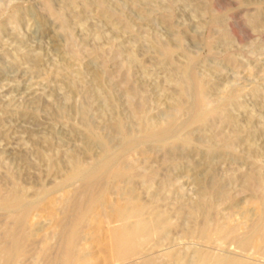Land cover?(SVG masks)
<instances>
[{
	"label": "rangeland",
	"instance_id": "374dc122",
	"mask_svg": "<svg viewBox=\"0 0 264 264\" xmlns=\"http://www.w3.org/2000/svg\"><path fill=\"white\" fill-rule=\"evenodd\" d=\"M263 211L264 0H0V264H264Z\"/></svg>",
	"mask_w": 264,
	"mask_h": 264
},
{
	"label": "bare ground",
	"instance_id": "6f19581e",
	"mask_svg": "<svg viewBox=\"0 0 264 264\" xmlns=\"http://www.w3.org/2000/svg\"><path fill=\"white\" fill-rule=\"evenodd\" d=\"M190 80H191V78H190ZM197 82H198V80H197ZM198 87L199 86H195L196 93L194 95V99H193L192 105H191V111L194 114V118L195 117L197 118V116L199 115V111H200L199 110V107H200L201 102H202V97H201L200 90L198 89ZM174 132L175 131H174L172 125L171 124H168L167 126L162 127V128H160L159 130H157L155 132H151V133L145 134L142 137V139L144 141L145 140H163V139H165L167 137H170V136L174 135L175 134ZM138 143H140V140H138V139H129L125 143V148H129L131 146H135ZM115 159H116L115 156L109 155L108 158L98 168H95L92 171V173H90V175L85 178V180L90 184L95 179L96 175L98 173H100L101 168H103L104 166L113 164L115 162ZM96 200H93L92 199L91 202L93 203ZM88 202H89V200H88ZM25 207H26V202L24 203L22 200H18V199H15L14 201L10 202L7 205V208L10 211H13V210L14 211L15 210H17V211L18 210L19 211H24L25 210ZM87 210H88V206L86 205V207H85L83 205V212L79 215L78 219H81V218L85 217V214H87L88 211H89V210L88 211ZM114 215L116 217H123V215H124L123 210H117L114 213ZM18 216H20V215H18ZM20 220H21L20 217L17 218L18 225H20L22 223V222H20ZM126 229L127 230H126L125 233H123V234H117L115 236V243H116V246H117V252H116V254H118L119 257L121 256L122 258H124V257L126 258V256H128L127 254L135 249V243H134V241H135V239L138 240L137 237L138 236L140 237V234H142L143 232H146V234H147V233H149L152 230L151 229V226L148 225V224H142V225H140L137 228H135L133 226L130 227V226L127 225V228ZM145 237H146V235H145ZM73 238H74V234H71L70 239H69V242H67L66 245L61 246L59 248V257H58V259H60V261L62 262V264H88V261H87L86 257L84 255L80 254L79 252H77V245L75 244L76 241ZM141 239L139 241H141ZM21 250H22V242H21L20 236L19 235H13L11 237V239H10L9 245L1 252V256H2L5 264H11L12 260L15 257H17V254H19L21 252ZM136 252H135V254H136ZM129 257H130V253H129ZM146 261H148V260H146ZM146 263L149 264V262H146Z\"/></svg>",
	"mask_w": 264,
	"mask_h": 264
}]
</instances>
